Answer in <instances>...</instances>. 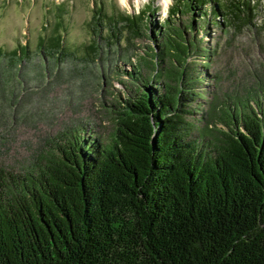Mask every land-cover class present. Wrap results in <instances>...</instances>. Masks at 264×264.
I'll return each instance as SVG.
<instances>
[{"label": "trees", "instance_id": "16d2710c", "mask_svg": "<svg viewBox=\"0 0 264 264\" xmlns=\"http://www.w3.org/2000/svg\"><path fill=\"white\" fill-rule=\"evenodd\" d=\"M259 4L174 0L161 22L152 5L95 9L99 33L153 42L151 72L113 97L108 137L76 127L23 171L0 166V264H264V81L218 96L203 40L254 24Z\"/></svg>", "mask_w": 264, "mask_h": 264}, {"label": "rangeland", "instance_id": "374dc122", "mask_svg": "<svg viewBox=\"0 0 264 264\" xmlns=\"http://www.w3.org/2000/svg\"><path fill=\"white\" fill-rule=\"evenodd\" d=\"M173 1L0 0V166L23 171L76 127L108 137L113 97L131 92L132 75L151 72L142 59L153 42L128 32L124 37V27L119 38H109L106 21L99 33L95 9L134 15L152 5V17L161 22ZM257 1L254 24L224 32L211 27L203 37L216 50L209 66L214 77L205 85L225 100L264 81V0ZM58 35L62 50L46 48ZM94 41L95 53L86 49Z\"/></svg>", "mask_w": 264, "mask_h": 264}, {"label": "bare ground", "instance_id": "6f19581e", "mask_svg": "<svg viewBox=\"0 0 264 264\" xmlns=\"http://www.w3.org/2000/svg\"><path fill=\"white\" fill-rule=\"evenodd\" d=\"M121 1H122V0H121ZM167 1H168V0H160V2L163 3V5H165Z\"/></svg>", "mask_w": 264, "mask_h": 264}]
</instances>
